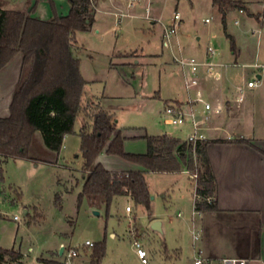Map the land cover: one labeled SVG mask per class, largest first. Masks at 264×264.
Returning <instances> with one entry per match:
<instances>
[{"label": "rangeland", "instance_id": "obj_1", "mask_svg": "<svg viewBox=\"0 0 264 264\" xmlns=\"http://www.w3.org/2000/svg\"><path fill=\"white\" fill-rule=\"evenodd\" d=\"M5 1L11 5L9 0ZM247 1L252 11L263 13L260 11L264 9V0ZM97 2L96 25L88 32L78 33L74 54L80 58L85 76L100 80L93 83V94L100 96L106 91L118 98L107 106L120 128L132 127L150 135L166 133L183 139L186 133L182 127L164 122L169 105L166 100L185 98L187 94L175 57L202 61L208 57V48H212L215 55L208 58L223 62L235 72H248L251 70L232 67L236 58L232 55L231 37L236 38L237 46L252 36L257 44L264 42V35L259 41L260 35L248 30L246 17L238 10L229 13L224 24L212 0H136L135 6H131L130 0H118V6L109 0H93L92 5L96 7ZM177 12L181 23L171 46L166 48L164 29L172 24ZM195 91L190 93L194 95ZM86 101L83 97L84 110L76 120L74 133L66 136L58 161L54 153L41 147L38 135L32 152L38 161L10 159L2 164L0 232L5 227L8 232L13 230L17 223L12 219L18 217L21 226L18 243L23 238V251L31 247L33 252H28L31 256L49 250L58 256L63 242L67 247H78L80 257L86 258L94 250L83 246L86 241L93 244L104 241L106 264H113L120 251L125 263L142 264L133 257V243L138 240L148 253L149 264H194L192 229L196 222L192 218L198 221L193 209L195 172L147 175L154 197L151 217L145 207L135 206L127 197L117 198L109 213L104 208L93 209L86 200L79 205L84 163L80 132L86 118ZM94 103L97 104L95 100ZM57 195L61 196L60 204L56 202ZM128 205L132 212H126ZM180 211L183 217L178 216ZM153 219L164 223V235L152 230ZM174 248H180L182 253L175 256ZM61 259L68 263L79 260L77 257L67 260L66 255Z\"/></svg>", "mask_w": 264, "mask_h": 264}, {"label": "trees", "instance_id": "obj_2", "mask_svg": "<svg viewBox=\"0 0 264 264\" xmlns=\"http://www.w3.org/2000/svg\"><path fill=\"white\" fill-rule=\"evenodd\" d=\"M68 15L43 20L21 11L3 9L0 1V71L17 55L23 61L20 79L10 106V116L0 118V179L2 164L10 159L38 161L32 155L37 133L42 135L48 152L60 155L67 135L74 133L78 116L84 110L82 99L87 82L81 71V60L74 52L78 33L88 32L95 23L89 8L92 0H68ZM222 14L223 23L229 13L244 11L258 22L262 14H251L242 0H212ZM86 111V110H85ZM83 123L81 150L83 154V184L78 196L79 205L88 201L95 210L109 213L115 200L130 197L135 206L146 208L152 216L148 173L195 172L196 192L203 200L197 202L200 212L215 211L205 198L215 197L216 178L207 154L208 142L190 143L163 135L145 134L148 150L145 154L127 152L123 130H117L113 113L100 107L86 111ZM88 120H91L90 123ZM142 168L139 171L114 172L99 163L105 151ZM196 163H198L196 165ZM61 203V196H56ZM92 260L100 264L106 256L105 242L94 244ZM22 254L0 248V264H15ZM49 264H64L48 261Z\"/></svg>", "mask_w": 264, "mask_h": 264}, {"label": "crops", "instance_id": "obj_3", "mask_svg": "<svg viewBox=\"0 0 264 264\" xmlns=\"http://www.w3.org/2000/svg\"><path fill=\"white\" fill-rule=\"evenodd\" d=\"M2 1L6 5V8L3 7V9L21 11L25 14H29L33 9L34 13L32 15L43 20L51 19L54 10L59 16H66L71 9L68 0H9L10 6L5 0ZM109 1L118 6V0ZM242 1L251 14L259 13L251 10L248 6L249 1ZM98 2L93 26L96 25ZM260 12H264V9ZM241 14L246 17L248 30L253 35L258 33L260 41L262 39L261 34L264 35V20L258 22L247 12ZM254 37L242 40L240 46H237L236 38L231 37L234 40L232 55L236 58L232 67L250 69L251 71L235 72L230 70V66L221 61H214L208 57L207 59L204 58L201 62L211 61L218 67V72H215L218 73V79H214L212 74L210 75L207 69L203 68L199 76L200 85L194 95L187 91L185 98L178 97L166 100L167 104H178L185 112L195 111L199 120L206 116V112L203 104L195 102L198 90L204 99L213 106L219 103L224 105V111L221 114L211 113L209 115L207 124L202 130L206 136L205 141L208 142L207 154L217 182L216 196L214 197L217 210L201 212L198 215V221H195L194 217L192 218L200 232V240L197 243H192V253H195L196 248L203 250L204 254L213 261V264H217L226 257L246 259L248 264H264V42L261 45L259 42L257 44ZM22 61V54H17L0 71V118L10 116V106L20 79ZM180 71H182L181 68ZM181 73L184 81V72ZM82 74L87 82L83 96L87 99L85 110L88 112V109L100 107L102 110L111 112V108L107 104L118 98L107 95L106 91L100 96L93 94L92 85L97 81L100 82V80L88 79L83 72ZM254 80L258 82V86L248 88V82ZM239 88H243L245 96L244 101L241 103L235 101ZM158 97L160 95L154 98L157 99ZM94 100L97 102L96 105ZM86 111L85 114H87ZM85 121L86 119L83 123ZM182 128V131L186 133L183 140H186L188 133L191 131V126L187 124ZM117 130H123L127 152L137 154L147 152L148 145L146 140L143 139L145 134H149L146 130L132 127H117ZM163 134L166 133L157 135ZM38 135L41 137V140H39L41 147H44L42 135L37 133V137ZM113 156L107 155L105 149L97 161L114 172L142 170L140 166L134 163ZM56 157L58 161L59 155H56ZM57 161L55 164L58 163ZM59 166L71 170L66 165ZM59 183H63L62 178L59 179ZM196 189L197 184L193 192L194 203ZM127 198L131 199L130 197ZM126 212L128 211L126 210ZM130 212H132V208ZM180 214L181 216H179ZM183 215L182 211L178 213L179 217H183ZM28 216L31 217L30 214ZM12 220L17 223L14 229L8 232V228L5 227L0 232V248L15 250L22 254L20 261L15 264H49L48 261L64 264H95L92 260L93 252L89 253L86 258L80 257L79 254L77 257L79 260L72 263L61 259L64 254L61 255L59 252L58 256H55L51 250L40 255L31 256L29 254L31 251L33 252L31 247L28 251H23L22 243L24 239L22 238L18 243L21 228L19 220L14 218ZM152 221L155 222L157 219ZM162 227H164V223ZM62 245L65 244L60 243V251ZM180 250V248H174L172 252L175 256H178L182 253ZM134 251L133 257L139 259ZM107 257L106 255L100 264H106ZM116 257L113 264H127L124 262L121 251L117 253Z\"/></svg>", "mask_w": 264, "mask_h": 264}, {"label": "built area", "instance_id": "obj_4", "mask_svg": "<svg viewBox=\"0 0 264 264\" xmlns=\"http://www.w3.org/2000/svg\"><path fill=\"white\" fill-rule=\"evenodd\" d=\"M93 2V0H92ZM131 6H135L136 0H130ZM90 14H95L96 7L91 4L89 8ZM240 13H243L241 10ZM209 22V20H207ZM181 23V15L177 12L174 15L173 22L168 27L164 29V41L163 44L166 48H169L172 44V38L177 34V30ZM261 33V32H260ZM208 57H213L215 55V51L212 48H208ZM175 61L179 64L181 70L184 72V87L187 91H191L193 89H197L200 85V73L202 72L203 68L207 69L209 74H212L214 79H218V72L217 66L214 62H201L195 57H175ZM248 88H254L258 86V82L256 80L250 81L247 84ZM244 90L243 88L238 89V93L236 94L235 101L237 103H241L244 101ZM195 102L201 103L204 106V111L206 112V116L202 119H198V115L195 111L185 112L178 104H169L167 105L165 112H164V122L167 125L172 126H180L184 127L187 124L191 126V131L188 133L186 141L196 144L197 142H204L206 140V136L203 134L202 130L203 127L206 126L207 121L209 119V115L211 113L214 114H221L224 111V105L217 104L213 106L209 102H207L201 92L198 90L196 92V99ZM193 178H197V175H194ZM203 200L201 196H199L196 192L195 194V203H194V215H199L201 212L196 210L197 202ZM205 201L212 205L215 202L214 197L205 198ZM126 210L128 212L131 211V207L127 206ZM181 216V214L179 215ZM18 220V217L14 218ZM194 222V220H193ZM193 240L197 243L200 240V232L197 229L196 225L192 229ZM83 246L93 247L94 244L90 241H86ZM133 247L136 250L138 258L141 260L142 264H148V253L144 249L142 243L138 240H135L133 243ZM63 254L66 255L67 260H72L79 256L80 250L78 247H67L62 245ZM194 264H213V261L208 258L203 250L196 248L195 250V258ZM217 264H248L246 259L237 258V257H226L221 259Z\"/></svg>", "mask_w": 264, "mask_h": 264}, {"label": "water", "instance_id": "obj_5", "mask_svg": "<svg viewBox=\"0 0 264 264\" xmlns=\"http://www.w3.org/2000/svg\"><path fill=\"white\" fill-rule=\"evenodd\" d=\"M151 199H154V197L151 196ZM95 214L99 215L100 213L98 211H95ZM152 230H154L157 233H160V234L164 235V231H163V228H162V223L160 221L153 222ZM63 251H64L63 248H61V251H60L61 255L63 254Z\"/></svg>", "mask_w": 264, "mask_h": 264}]
</instances>
